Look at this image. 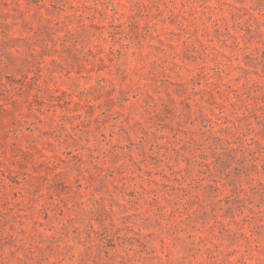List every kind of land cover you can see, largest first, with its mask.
<instances>
[{
    "label": "rangeland",
    "instance_id": "374dc122",
    "mask_svg": "<svg viewBox=\"0 0 264 264\" xmlns=\"http://www.w3.org/2000/svg\"><path fill=\"white\" fill-rule=\"evenodd\" d=\"M0 264H264V0H0Z\"/></svg>",
    "mask_w": 264,
    "mask_h": 264
}]
</instances>
